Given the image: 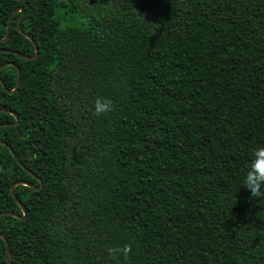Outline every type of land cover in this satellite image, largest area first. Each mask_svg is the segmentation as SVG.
Segmentation results:
<instances>
[{
	"label": "trees",
	"instance_id": "16d2710c",
	"mask_svg": "<svg viewBox=\"0 0 264 264\" xmlns=\"http://www.w3.org/2000/svg\"><path fill=\"white\" fill-rule=\"evenodd\" d=\"M117 2L0 0V38L6 37L8 22L21 7L25 10L21 29L39 48L34 60L15 54L33 57L35 47L20 32V13L14 15L9 39L0 40V50H6L0 52V66L15 63L22 80L15 94L0 83V109L15 112L19 122L0 128V140L42 180L43 187L67 186L86 169L99 182L98 194H112L102 162L124 148L137 168L151 163L157 154L171 159L164 141L172 132L181 136L188 156L178 165L176 183L159 208L147 203L131 210L120 218L111 236L103 237L107 247L84 253L79 262L60 253L38 256L17 243V235L27 229L26 220L0 217V233L8 239L11 259L22 255L28 264H157L166 254L164 241L175 240L190 220L199 219L203 200L191 191L190 181L197 167L206 169L215 162L200 145L199 130L188 126L187 119L195 118V105L172 96L171 74L185 65L214 71L220 53L228 55L234 65L231 78L247 85L243 91L251 100L239 131L242 147L249 153L264 149V0H224L218 13L213 9L202 20L189 14L190 4L197 0H133L125 6L118 26L107 29L94 17V9L114 8ZM68 8L79 11L84 26L96 36L92 49L83 51L77 45L80 29L75 25L56 30L57 18ZM0 79L14 90L17 70H0ZM225 99L232 102L231 97ZM87 118L104 126L110 152H104L82 127ZM15 122V117L0 112V125ZM66 141L76 144L79 156L69 155L72 150L65 147ZM19 181L40 187L10 149L0 145V213L23 215L12 196V187ZM15 193L27 217L40 207L41 190L21 185ZM234 195L230 190L222 199L214 197L229 214L223 247L239 251V264H264V182L257 196L249 194L242 213L231 206ZM0 264H8L1 238Z\"/></svg>",
	"mask_w": 264,
	"mask_h": 264
},
{
	"label": "clouds",
	"instance_id": "9594fccd",
	"mask_svg": "<svg viewBox=\"0 0 264 264\" xmlns=\"http://www.w3.org/2000/svg\"><path fill=\"white\" fill-rule=\"evenodd\" d=\"M132 4L133 0H118L114 8L97 7L94 17L102 20L107 29H115L125 6ZM223 4L224 0H197L190 4L189 14L202 20L213 9L218 13ZM73 25L80 29L77 45L83 51L92 49L96 36L82 23L81 13L65 9L64 16L57 18L56 30ZM232 67L228 55L221 52L214 71L200 65L191 68L185 65L171 74L175 89L172 96L178 102L183 97L195 105V118L187 119L188 126L199 130V143L215 163L206 169H195L197 175L190 181V189L203 200L199 219L190 220L175 240L164 241L162 250L166 254L157 264H239V251L223 247L229 214L214 197L222 199L234 190L231 206L242 213L249 194L257 196L264 182V149L249 153L242 147L239 131L246 123L245 110L251 100L243 91L247 85L231 78ZM226 97H231L232 102ZM82 127L104 152L112 150L110 136L99 121L87 118ZM164 143L171 159L157 154L151 163L137 168L129 150L124 148L103 161L101 168L112 194H98L99 182L86 169L67 186L54 183L43 187L40 207L26 218L27 229L17 235V243L44 258L60 253L75 262L86 252L107 247L103 237L113 234L120 218L143 204L159 208L167 191L175 185L178 165L185 161L188 150L182 147L178 133H167ZM65 147L72 150L69 155H80V149L72 141H66ZM8 264L28 262L17 255Z\"/></svg>",
	"mask_w": 264,
	"mask_h": 264
},
{
	"label": "water",
	"instance_id": "95a60500",
	"mask_svg": "<svg viewBox=\"0 0 264 264\" xmlns=\"http://www.w3.org/2000/svg\"><path fill=\"white\" fill-rule=\"evenodd\" d=\"M14 1H22V0H14ZM20 13V16H19V19H18V26H19V29H20V32L27 38L29 39L34 47H35V55L33 57H27L19 52H15V54L17 56H20L21 58L23 59H26V60H34L38 57L39 55V48L36 44V42L34 41V39H32L29 35H27L26 33H24V31L21 29V21H22V18H23V15L25 13V10L23 8H18L15 10V12L13 13L12 17L10 18L9 22H8V26H7V35L4 39L0 38V40L2 42H6L8 39H9V36H10V31H11V24H12V21H13V18H14V15ZM0 52H6V50H3L1 49ZM8 67H13L17 70V74H18V80H17V84H16V87L14 90H8V88L6 87L5 83L0 79V83L2 84V86L4 87V89L10 93V94H15L17 92V90L19 89L20 87V84H21V80H22V75H21V70L19 69L18 65H16L15 63H7V64H4L2 66H0V70H4ZM0 112H3V113H8L10 115H12L13 117H15L16 119V122L14 124H2L0 125V128H4V127H7V126H14V125H17L18 122H19V116L11 111V110H6V109H0ZM0 145H3V146H6L10 149L12 155L14 156V158L18 161V163L28 172L30 173L33 177H35L39 183H40V187H36L34 186L32 183H29V182H24V181H19L17 183H15L12 187V196L14 197L15 201L18 203L23 215H19V214H16V213H13V212H1L0 213V217L2 216H10V217H14V218H17V219H20V220H26L27 218V210H26V207L23 205V203L17 198L16 196V193H15V190L17 188V186H26V187H29L31 189H34V190H41L43 188V183H42V180L37 177L33 172H31L30 170L26 169L25 166L19 161V159L17 158L15 152L11 149V147L0 140ZM0 238L3 239V241L5 242L6 244V258H7V262H10L11 260V252H10V245H9V242H8V239L5 237V235H3L2 233H0Z\"/></svg>",
	"mask_w": 264,
	"mask_h": 264
}]
</instances>
